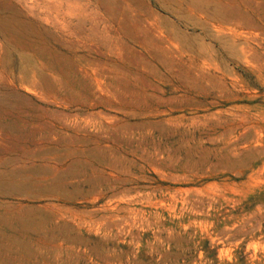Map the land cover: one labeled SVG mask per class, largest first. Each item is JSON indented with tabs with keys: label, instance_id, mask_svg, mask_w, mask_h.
Returning <instances> with one entry per match:
<instances>
[{
	"label": "rangeland",
	"instance_id": "374dc122",
	"mask_svg": "<svg viewBox=\"0 0 264 264\" xmlns=\"http://www.w3.org/2000/svg\"><path fill=\"white\" fill-rule=\"evenodd\" d=\"M0 264H264V0H0Z\"/></svg>",
	"mask_w": 264,
	"mask_h": 264
}]
</instances>
